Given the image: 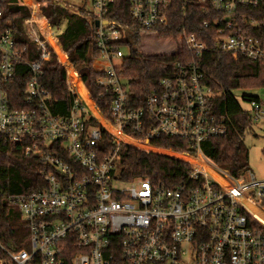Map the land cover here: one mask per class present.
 Listing matches in <instances>:
<instances>
[{
  "label": "built area",
  "instance_id": "obj_1",
  "mask_svg": "<svg viewBox=\"0 0 264 264\" xmlns=\"http://www.w3.org/2000/svg\"><path fill=\"white\" fill-rule=\"evenodd\" d=\"M113 1L90 0L98 20L93 31L96 84L111 99L105 118L66 53L60 46L50 51L34 28L27 27V33L38 58L24 60L0 0V143L19 145L25 155L35 156L44 181L42 188L4 196L17 207L26 233L10 244L0 238V264H264L263 234L242 214H250L247 202L259 206L264 181L247 170L233 177L202 154L203 141L228 131L225 117L211 110L213 93L202 71L193 61L174 62L135 106L121 69L126 55L119 42L128 27L105 18ZM18 3L32 11L39 6ZM176 5L184 14L179 41L191 54L207 49L188 32L186 9L196 8L206 15L202 26L214 31L216 49L264 64V40L256 35L261 22L247 14L264 9V0H128V12L148 30L168 24ZM24 22L33 27L31 18ZM51 53L74 97L65 112L40 81L41 62ZM22 64L28 78L20 101L12 100L10 90ZM78 80L98 118L77 94ZM248 104L252 123L263 122L264 104ZM102 131L116 146L143 150L119 139L156 149L152 142L161 137L185 141L190 153L179 154L200 165L183 160L188 174L170 187L140 177L124 182L117 175V150L103 157L96 150Z\"/></svg>",
  "mask_w": 264,
  "mask_h": 264
},
{
  "label": "trees",
  "instance_id": "obj_2",
  "mask_svg": "<svg viewBox=\"0 0 264 264\" xmlns=\"http://www.w3.org/2000/svg\"><path fill=\"white\" fill-rule=\"evenodd\" d=\"M21 1L34 2L39 6L31 11L29 6L19 4L18 0H3L1 8L4 19L9 21L13 30L17 46L24 50V60L38 58V47L30 39L24 24L25 19L31 18L39 39L50 51L57 46L62 48L102 116L110 117L111 99L102 95V88L96 84L100 74L93 67L98 51L93 40L95 17L92 13L84 9L71 12L52 0ZM186 12H188L186 15L188 32L196 34L207 46V49L198 56L191 54L179 41L177 27L184 20L180 6L176 5L172 8L168 24L148 30L139 28L132 20L128 12V0H114L105 18L118 21L128 27L129 34L119 42L128 50V54L123 58L121 69L122 75L128 81L130 97L134 100L135 106L142 104L144 97L159 78L171 72L174 62L193 61L197 64L204 75V83L213 93L209 101L212 112L225 117L228 125V131L224 136L209 138L201 143L202 154L218 168L227 171L233 177H238L248 167L243 137L246 130L251 127L252 121L249 112L240 105L235 91L264 87V64L216 49L214 31L204 28L201 24L206 15L196 8L186 9ZM247 14L261 22V31L256 35L264 40V9H248ZM54 30L58 31L56 35H53ZM143 36H151L155 42L169 43L171 47L163 52L145 54L140 47ZM20 68L13 83L14 88L10 90V99L19 101L22 97L24 82L28 78L26 66L22 64ZM41 72L40 81L65 112L74 97L70 95L66 86L64 68L58 64L55 55L51 53L45 61L41 62ZM68 72L70 75V68ZM75 87L79 97L83 101H89L84 88L80 84H76ZM241 100L246 103L262 104L257 96L252 95H242ZM93 117L98 118L94 108ZM89 122L95 123L92 120ZM123 141L144 149L152 148L125 138ZM152 145L176 153H190L186 147L187 143L182 140L161 137L154 140ZM114 149L117 150V175L124 182L140 177L170 187L183 179L189 171V165L178 158L194 163V160L184 155L162 152L156 148L151 150L178 158L125 144L116 146L110 136L102 131V136L96 144L99 156L108 155ZM40 167L39 160L35 156L25 155L19 145L0 143V238L6 244L17 241L22 235L24 237L26 230L24 223L20 220L17 207L7 202L4 196L44 187V181L38 173ZM245 206L251 215L264 224V196L259 200L260 208L250 202L245 203ZM242 214L249 226L262 232L264 244V226L247 212L242 211Z\"/></svg>",
  "mask_w": 264,
  "mask_h": 264
},
{
  "label": "rangeland",
  "instance_id": "obj_3",
  "mask_svg": "<svg viewBox=\"0 0 264 264\" xmlns=\"http://www.w3.org/2000/svg\"><path fill=\"white\" fill-rule=\"evenodd\" d=\"M52 1L55 4L60 5V6L66 8L67 10H69L71 12H76L79 9H84V10L90 11V8H91L90 7V0H52ZM31 11H32V9H31ZM31 21H32V19H31ZM24 24H25L26 31H27V27H29L30 31H32L34 28L35 32L37 33V30L33 25V21L31 22L33 27L30 24H27L25 22H24ZM57 33H58V31H55V30L53 31V35H56ZM169 45H170L169 43L155 42L153 40V37L151 38V36H143L140 47H141V50L145 54H148V53H154V52H158V51H161V52L166 51L169 49V47H171V45L170 46ZM122 51H123L124 55L128 54L127 48H122ZM73 79H76V77L74 76ZM81 83L82 82H80L79 80L77 81V84H81ZM235 95L237 96L242 108H244L247 111L250 110V105L241 100L242 95L257 96L260 99V101L264 104V87L254 88L251 90H237V91H235ZM243 147H244L245 152L248 156L247 171H250L255 176L257 181H264V121L263 122H260V121L253 122L251 127L246 130L244 137H243ZM151 149H153V148L145 149V150L155 152V153H160V154H164L162 152L166 151V152H169L171 154L181 155L179 153L170 152V151L165 150V149L159 148V150L162 152H156V151H153ZM164 155L172 156L170 154H164ZM173 157L178 158L176 156H173ZM178 159L185 160L183 158H178ZM258 204H259V202H258ZM255 206L260 208L257 205H255ZM251 216L259 224L264 226V224H262L259 220H257L253 215H251Z\"/></svg>",
  "mask_w": 264,
  "mask_h": 264
},
{
  "label": "bare ground",
  "instance_id": "obj_4",
  "mask_svg": "<svg viewBox=\"0 0 264 264\" xmlns=\"http://www.w3.org/2000/svg\"><path fill=\"white\" fill-rule=\"evenodd\" d=\"M85 102V104L87 105V107H88V110H89V112L93 115V108H92V104L89 102V101H84ZM123 137H121L119 140L120 141H123ZM194 164H197L198 166L200 165V163H199V161L198 160H194ZM209 171L211 172V174L213 175V176H215V177H220L217 173H215L214 171H211L210 169H209Z\"/></svg>",
  "mask_w": 264,
  "mask_h": 264
},
{
  "label": "water",
  "instance_id": "obj_5",
  "mask_svg": "<svg viewBox=\"0 0 264 264\" xmlns=\"http://www.w3.org/2000/svg\"><path fill=\"white\" fill-rule=\"evenodd\" d=\"M98 25V20H95L94 21V26H97Z\"/></svg>",
  "mask_w": 264,
  "mask_h": 264
}]
</instances>
